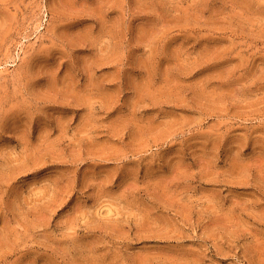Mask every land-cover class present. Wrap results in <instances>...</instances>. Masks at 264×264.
I'll list each match as a JSON object with an SVG mask.
<instances>
[{
  "label": "rangeland",
  "instance_id": "rangeland-1",
  "mask_svg": "<svg viewBox=\"0 0 264 264\" xmlns=\"http://www.w3.org/2000/svg\"><path fill=\"white\" fill-rule=\"evenodd\" d=\"M0 264H264V0H0Z\"/></svg>",
  "mask_w": 264,
  "mask_h": 264
}]
</instances>
